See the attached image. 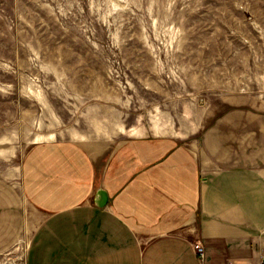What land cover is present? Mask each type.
Instances as JSON below:
<instances>
[{"label":"rangeland","instance_id":"374dc122","mask_svg":"<svg viewBox=\"0 0 264 264\" xmlns=\"http://www.w3.org/2000/svg\"><path fill=\"white\" fill-rule=\"evenodd\" d=\"M256 114L264 0H0V184L15 196L35 142L139 126L199 138ZM23 213L0 207V264H24L26 232L9 228Z\"/></svg>","mask_w":264,"mask_h":264},{"label":"crops","instance_id":"0c3cea01","mask_svg":"<svg viewBox=\"0 0 264 264\" xmlns=\"http://www.w3.org/2000/svg\"><path fill=\"white\" fill-rule=\"evenodd\" d=\"M251 118L199 138L139 126L35 142L19 194L0 184V207L24 209L9 226L26 232L24 264H264V116Z\"/></svg>","mask_w":264,"mask_h":264},{"label":"built area","instance_id":"2783aa9c","mask_svg":"<svg viewBox=\"0 0 264 264\" xmlns=\"http://www.w3.org/2000/svg\"><path fill=\"white\" fill-rule=\"evenodd\" d=\"M193 246H194V249L196 251V254L198 255V258L199 257L202 258L203 255H204V248H203V246H201L200 243H195ZM228 264H232V263H228Z\"/></svg>","mask_w":264,"mask_h":264},{"label":"water","instance_id":"95a60500","mask_svg":"<svg viewBox=\"0 0 264 264\" xmlns=\"http://www.w3.org/2000/svg\"><path fill=\"white\" fill-rule=\"evenodd\" d=\"M98 195H99L98 197L100 198V201L98 202V205L102 206L106 202V197H105L106 194H105L104 191L99 190Z\"/></svg>","mask_w":264,"mask_h":264}]
</instances>
